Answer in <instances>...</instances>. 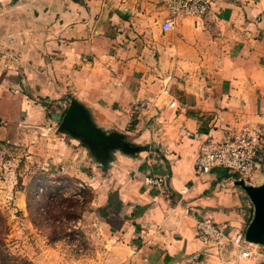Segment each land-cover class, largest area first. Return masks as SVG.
Instances as JSON below:
<instances>
[{"label":"crops","instance_id":"0c3cea01","mask_svg":"<svg viewBox=\"0 0 264 264\" xmlns=\"http://www.w3.org/2000/svg\"><path fill=\"white\" fill-rule=\"evenodd\" d=\"M208 6L164 31L157 0H0V144L44 130L75 98L141 147L102 164L68 132L56 141L64 172L93 193L103 237L90 264H264V247L244 257L231 241L253 218L247 193L222 169L195 171L205 141L244 124L264 136V0ZM151 169L167 173L166 193L146 184ZM200 219L229 239L213 246Z\"/></svg>","mask_w":264,"mask_h":264},{"label":"rangeland","instance_id":"374dc122","mask_svg":"<svg viewBox=\"0 0 264 264\" xmlns=\"http://www.w3.org/2000/svg\"><path fill=\"white\" fill-rule=\"evenodd\" d=\"M60 114L0 144V264H90L99 254L93 193L64 172L55 151L56 141L71 139L59 130Z\"/></svg>","mask_w":264,"mask_h":264},{"label":"built area","instance_id":"2783aa9c","mask_svg":"<svg viewBox=\"0 0 264 264\" xmlns=\"http://www.w3.org/2000/svg\"><path fill=\"white\" fill-rule=\"evenodd\" d=\"M88 2L92 0H78ZM108 1V0H102ZM157 3L164 8L168 17L163 22L164 31L172 29L173 20L177 17L204 16L207 12L210 0H157ZM166 93H170L165 88ZM175 105V102H171ZM264 152V136L261 130L251 124H244L232 135L218 140L215 138L205 141L195 161V171L200 176L211 174L217 169L227 172L229 178L252 180L257 176L259 165ZM145 182L151 188L160 193H166L168 187V175L149 171ZM187 190L183 189L181 194ZM198 232L213 246H221L229 239L230 233L227 228L217 225L208 219H200L197 223ZM245 232H236L231 238L234 247L239 249L241 256L251 255V248L244 242Z\"/></svg>","mask_w":264,"mask_h":264},{"label":"water","instance_id":"95a60500","mask_svg":"<svg viewBox=\"0 0 264 264\" xmlns=\"http://www.w3.org/2000/svg\"><path fill=\"white\" fill-rule=\"evenodd\" d=\"M60 132H68L80 139L89 147V151L95 154L100 163L106 164L111 158L110 151L118 149L126 154H134L141 147L125 141L122 135L117 133H105L94 125L89 110L78 100L73 98L63 114L60 122ZM263 161H261L257 177L263 174ZM245 179H235L234 184L241 187L248 195L254 206V215L245 230L244 242L257 247H264V179L253 184Z\"/></svg>","mask_w":264,"mask_h":264},{"label":"trees","instance_id":"16d2710c","mask_svg":"<svg viewBox=\"0 0 264 264\" xmlns=\"http://www.w3.org/2000/svg\"><path fill=\"white\" fill-rule=\"evenodd\" d=\"M2 252H0V255H1ZM8 257V256H7ZM7 264V263H6Z\"/></svg>","mask_w":264,"mask_h":264}]
</instances>
